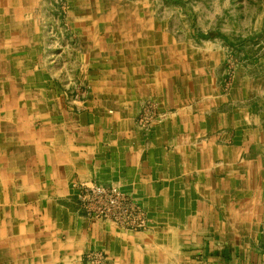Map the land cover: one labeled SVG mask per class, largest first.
Masks as SVG:
<instances>
[{
    "label": "crops",
    "instance_id": "0c3cea01",
    "mask_svg": "<svg viewBox=\"0 0 264 264\" xmlns=\"http://www.w3.org/2000/svg\"><path fill=\"white\" fill-rule=\"evenodd\" d=\"M66 1L57 43L54 0H0V264H264V24L217 33L254 63L228 82L197 16ZM81 184L119 188L146 228L88 218Z\"/></svg>",
    "mask_w": 264,
    "mask_h": 264
},
{
    "label": "rangeland",
    "instance_id": "374dc122",
    "mask_svg": "<svg viewBox=\"0 0 264 264\" xmlns=\"http://www.w3.org/2000/svg\"><path fill=\"white\" fill-rule=\"evenodd\" d=\"M118 0H107L109 3ZM130 1L137 0H121V3H128ZM144 1V0H139ZM149 4H152L154 13L162 19H170L169 29L173 30L176 28V23H180V19L183 20V24L186 27L184 28L185 32L191 30L189 26L192 22V17H198L199 22L197 28L194 29V32L197 33L199 30L201 33L210 34L212 39H215L217 36L218 42L216 45L224 49L227 60V77L229 78L228 82L233 79L238 67L240 65H249L253 66L254 63L248 62L244 57L241 56V52L237 51L236 48L222 41V38L218 37L217 33L220 34H229L232 42L236 43L238 38L233 35H237L240 32H249L251 28L256 27V25L264 24V0H146ZM54 6H56L57 18L62 19V23H59L57 27H51L50 32L53 36L57 35L55 29H58V35L55 39V42L58 43L59 39L64 35H70V29L65 23L67 18V13L69 10V5L66 0H54ZM121 10L120 12H123ZM196 20V18H195ZM177 21V22H176ZM199 25V27H198ZM193 27V26H192ZM261 28H264L262 25ZM264 33V29L262 30ZM231 43V44H234ZM255 43H248V49L254 61L257 59H264V38L260 41L258 46H255V49L249 46L254 45ZM253 60V59H250ZM260 73L264 76V63L262 66H259ZM156 112L154 108L148 106L145 111L142 112L138 118V126L143 131H149L150 127L156 120ZM148 117L154 119L147 128H143L140 124L141 118ZM158 117V114H157ZM80 202V201H79ZM81 205V203H80ZM86 213V216L90 219L97 221L108 222L117 227L113 222L95 219L89 216V214L83 209ZM120 228V227H119ZM101 253V252H95ZM91 254V253H90Z\"/></svg>",
    "mask_w": 264,
    "mask_h": 264
},
{
    "label": "built area",
    "instance_id": "2783aa9c",
    "mask_svg": "<svg viewBox=\"0 0 264 264\" xmlns=\"http://www.w3.org/2000/svg\"><path fill=\"white\" fill-rule=\"evenodd\" d=\"M153 119L154 117L141 118L140 124L143 128H147ZM78 200L90 217L113 222L122 229L141 231L148 224L143 209L117 187L81 184L78 189ZM87 258L90 264H104L106 259L102 252L91 253Z\"/></svg>",
    "mask_w": 264,
    "mask_h": 264
}]
</instances>
